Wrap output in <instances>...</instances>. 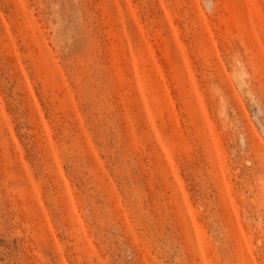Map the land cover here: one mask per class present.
I'll return each mask as SVG.
<instances>
[{
    "label": "rangeland",
    "instance_id": "obj_1",
    "mask_svg": "<svg viewBox=\"0 0 264 264\" xmlns=\"http://www.w3.org/2000/svg\"><path fill=\"white\" fill-rule=\"evenodd\" d=\"M0 264H264V0H0Z\"/></svg>",
    "mask_w": 264,
    "mask_h": 264
}]
</instances>
